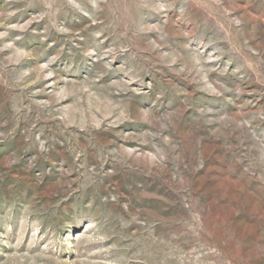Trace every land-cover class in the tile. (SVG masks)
<instances>
[{
	"label": "rangeland",
	"instance_id": "obj_1",
	"mask_svg": "<svg viewBox=\"0 0 264 264\" xmlns=\"http://www.w3.org/2000/svg\"><path fill=\"white\" fill-rule=\"evenodd\" d=\"M0 264H264V0H0Z\"/></svg>",
	"mask_w": 264,
	"mask_h": 264
}]
</instances>
